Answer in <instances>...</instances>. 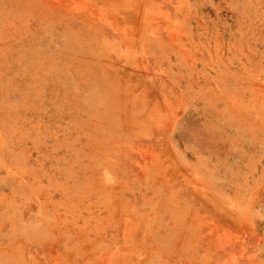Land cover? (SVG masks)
<instances>
[{"label": "rangeland", "instance_id": "rangeland-1", "mask_svg": "<svg viewBox=\"0 0 264 264\" xmlns=\"http://www.w3.org/2000/svg\"><path fill=\"white\" fill-rule=\"evenodd\" d=\"M0 264H264V0H0Z\"/></svg>", "mask_w": 264, "mask_h": 264}]
</instances>
